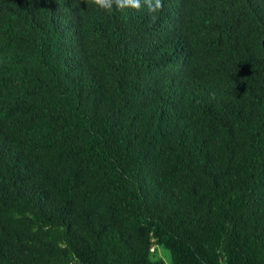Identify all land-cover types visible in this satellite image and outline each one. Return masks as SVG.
Here are the masks:
<instances>
[{
    "label": "trees",
    "instance_id": "trees-1",
    "mask_svg": "<svg viewBox=\"0 0 264 264\" xmlns=\"http://www.w3.org/2000/svg\"><path fill=\"white\" fill-rule=\"evenodd\" d=\"M141 8L0 0V264H264V0Z\"/></svg>",
    "mask_w": 264,
    "mask_h": 264
},
{
    "label": "clouds",
    "instance_id": "clouds-1",
    "mask_svg": "<svg viewBox=\"0 0 264 264\" xmlns=\"http://www.w3.org/2000/svg\"><path fill=\"white\" fill-rule=\"evenodd\" d=\"M94 2L108 12L113 10V6L120 10L129 6L136 10H142L141 0H94ZM144 4L152 19L155 18V14H158L163 9V0H144Z\"/></svg>",
    "mask_w": 264,
    "mask_h": 264
},
{
    "label": "rangeland",
    "instance_id": "rangeland-1",
    "mask_svg": "<svg viewBox=\"0 0 264 264\" xmlns=\"http://www.w3.org/2000/svg\"><path fill=\"white\" fill-rule=\"evenodd\" d=\"M159 256L163 257L167 262H170V252L166 249H157L156 251Z\"/></svg>",
    "mask_w": 264,
    "mask_h": 264
},
{
    "label": "built area",
    "instance_id": "built-area-1",
    "mask_svg": "<svg viewBox=\"0 0 264 264\" xmlns=\"http://www.w3.org/2000/svg\"><path fill=\"white\" fill-rule=\"evenodd\" d=\"M156 248H157L156 246H152L151 247V252H155L156 251Z\"/></svg>",
    "mask_w": 264,
    "mask_h": 264
}]
</instances>
